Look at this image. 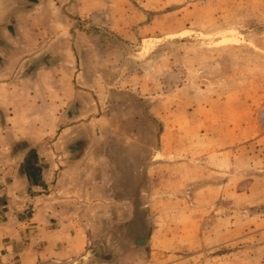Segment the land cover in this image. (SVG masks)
Wrapping results in <instances>:
<instances>
[{
	"label": "rangeland",
	"instance_id": "rangeland-1",
	"mask_svg": "<svg viewBox=\"0 0 264 264\" xmlns=\"http://www.w3.org/2000/svg\"><path fill=\"white\" fill-rule=\"evenodd\" d=\"M8 81L0 225L76 215L65 264H264V0H0ZM60 133L80 172L37 189L19 156Z\"/></svg>",
	"mask_w": 264,
	"mask_h": 264
},
{
	"label": "crops",
	"instance_id": "crops-1",
	"mask_svg": "<svg viewBox=\"0 0 264 264\" xmlns=\"http://www.w3.org/2000/svg\"><path fill=\"white\" fill-rule=\"evenodd\" d=\"M18 28L20 27L18 26ZM17 82L20 84V82L22 83L23 81ZM14 88V82L12 81L0 84V107L3 108L7 106L5 105L6 99L1 98L4 89L9 91ZM11 108L12 114L9 116L8 122H11L13 125L15 117L18 115L19 104L14 103ZM59 108L60 107L55 109V107H53L55 111L51 115V125L54 127H56L57 124H61L62 112L56 113ZM64 127H66V125H64ZM13 128L16 129L17 127ZM53 130L55 132L56 129ZM19 134V138L21 137L29 140V143L34 142L31 143V146L33 144L37 146L39 142H42L41 140L45 138L48 132L37 139L27 136L26 133ZM79 138L81 139L78 135H72L64 139L63 133H60L47 142L49 151H47V155L45 156L46 159H42L44 153L41 149H36L32 153L37 163L39 162L40 164V166L37 167L39 178L33 180V187L37 189L45 187L43 174H55L57 177L59 174L66 173L68 169L79 168L77 171L80 170V162L85 159L86 150L84 154L79 153L78 155H72L70 151L68 154L66 150L62 149V145L66 142H76ZM25 156L26 153H22L19 156V160L22 161V165L20 164L19 168L21 170L23 168ZM33 170L36 171V166ZM68 217L69 216H65L62 213H49L47 215L38 213L31 216L30 222L27 223L30 226L27 229H25V225H20L18 223H16L15 228H6L7 226L0 225V264H39L44 260H49L52 264H65L71 260L72 257L80 255L85 246L84 237L81 235L84 232H82L78 223L74 225V223H76L75 219H78L76 215H72L69 219ZM42 223H44V225H42Z\"/></svg>",
	"mask_w": 264,
	"mask_h": 264
},
{
	"label": "trees",
	"instance_id": "trees-1",
	"mask_svg": "<svg viewBox=\"0 0 264 264\" xmlns=\"http://www.w3.org/2000/svg\"><path fill=\"white\" fill-rule=\"evenodd\" d=\"M25 163H27L25 165L26 166V168H25L26 173L30 174V170H32V166H33L32 153L31 154H27V156L25 157Z\"/></svg>",
	"mask_w": 264,
	"mask_h": 264
},
{
	"label": "flooded vegetation",
	"instance_id": "flooded-vegetation-1",
	"mask_svg": "<svg viewBox=\"0 0 264 264\" xmlns=\"http://www.w3.org/2000/svg\"><path fill=\"white\" fill-rule=\"evenodd\" d=\"M135 216V215H134ZM135 220H136V218L133 220L132 219V222L130 223V226H129V229L128 230H130V232L132 233V231H133V226H134V222H135ZM141 235H139V236H134V238H133V240L134 241H136V240H138V241H142L143 240V235L140 237ZM139 237V238H138Z\"/></svg>",
	"mask_w": 264,
	"mask_h": 264
}]
</instances>
